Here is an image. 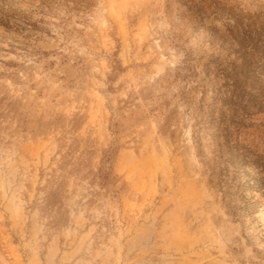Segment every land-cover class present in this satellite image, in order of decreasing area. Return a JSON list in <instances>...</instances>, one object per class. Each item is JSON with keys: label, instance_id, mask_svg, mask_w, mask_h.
Wrapping results in <instances>:
<instances>
[{"label": "rangeland", "instance_id": "374dc122", "mask_svg": "<svg viewBox=\"0 0 264 264\" xmlns=\"http://www.w3.org/2000/svg\"><path fill=\"white\" fill-rule=\"evenodd\" d=\"M241 79L264 0H0V264H264V173L214 151Z\"/></svg>", "mask_w": 264, "mask_h": 264}, {"label": "trees", "instance_id": "16d2710c", "mask_svg": "<svg viewBox=\"0 0 264 264\" xmlns=\"http://www.w3.org/2000/svg\"><path fill=\"white\" fill-rule=\"evenodd\" d=\"M259 44L256 42L250 48L252 52L249 57L254 60L243 58V63L247 61V73L256 65L255 60L260 54ZM244 48L248 50L247 46ZM248 85L246 80H236L235 90L227 96V106L223 103L218 109L214 151L217 160L227 157L228 172L238 163H249L258 166L264 173V94L257 101L251 97Z\"/></svg>", "mask_w": 264, "mask_h": 264}]
</instances>
